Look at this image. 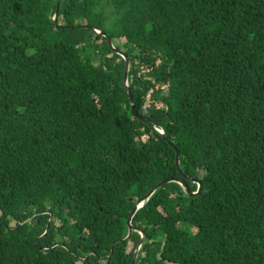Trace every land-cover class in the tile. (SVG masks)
Wrapping results in <instances>:
<instances>
[{"label": "trees", "instance_id": "1", "mask_svg": "<svg viewBox=\"0 0 264 264\" xmlns=\"http://www.w3.org/2000/svg\"><path fill=\"white\" fill-rule=\"evenodd\" d=\"M164 177L134 264H264V0H0V264H130Z\"/></svg>", "mask_w": 264, "mask_h": 264}, {"label": "water", "instance_id": "2", "mask_svg": "<svg viewBox=\"0 0 264 264\" xmlns=\"http://www.w3.org/2000/svg\"><path fill=\"white\" fill-rule=\"evenodd\" d=\"M56 13V12H55ZM93 29H94V31L95 32H99V33H102V34H104L105 32L104 31H102V30H100V29H97V28H95V27H93ZM107 40H108V43H109V45L111 46V48L112 49H114V50H117L118 52H120L121 54H123V56H124V60H125V62H124V67H123V77H122V82H123V85H124V87L126 88V90H127V93H128V96H129V99H130V101H131V111L133 112V114L136 116V117H138L139 119H141V120H143V121H148L141 113H139V112H137L135 109H134V104H133V99H132V94H131V92H130V88H129V86H128V84L126 83L127 81V72H128V66H129V57L126 55V54H124L120 49H118V48H116L113 44H112V42H111V39H110V36L109 35H107ZM150 123H152V122H150ZM163 136H164V138L166 139V140H169L168 138H167V136H165L164 134H163ZM170 142V141H169ZM172 144V143H171ZM173 149L175 150V155H174V161H175V165H176V167H177V169L179 170V172H181L183 175H186V173L181 169V167H180V165H179V157H180V151L177 149V147L176 146H174L173 145ZM191 180H193V181H196L197 182V188H196V190H191L188 186H187V184L185 183V181L184 180H182V179H180V178H176V177H165V178H162V179H160V180H158L155 184H153L136 202H135V204L132 206V208H131V210H130V213L128 214V218H127V220H126V222H127V224H128V232H127V234L126 235H128V233L132 230V229H136L137 227H135V226H133L132 224H131V217H132V214L136 211V209L138 208V206L142 203V200L144 199V198H146V197H148L151 193H152V191L156 188V187H158V186H160V185H162V184H164L165 182H167V181H169V180H177L184 188H185V190L187 191V193L188 194H195V193H197L200 189H201V183H200V181L198 180V179H194L193 177H189ZM139 231H140V233H141V236H140V238H139V240L137 241V243H136V245H135V247H134V250H133V254H132V258H131V261H130V264H134V262H135V257H136V254H137V251H138V248L140 247V245H141V243H142V241H143V238H144V232H143V230H141V229H139Z\"/></svg>", "mask_w": 264, "mask_h": 264}, {"label": "clouds", "instance_id": "3", "mask_svg": "<svg viewBox=\"0 0 264 264\" xmlns=\"http://www.w3.org/2000/svg\"><path fill=\"white\" fill-rule=\"evenodd\" d=\"M127 81V80H126ZM127 83V82H126ZM128 84V83H127ZM138 112V111H137ZM143 115V114H142ZM144 116V115H143ZM145 117V116H144ZM138 118V117H137ZM148 121H144V122H147L148 124H150L151 126H153V127H155L157 130H158V132L163 136V134L165 135V136H167V134H166V132H165V130H164V128L162 127V126H160V125H158V124H156L155 122H153L152 120H150V119H148L147 117H145ZM141 120V119H140ZM143 121V120H142ZM150 122H152V123H150ZM164 137V136H163ZM167 138H168V136H167ZM169 139V138H168ZM174 145V144H173ZM178 149V148H177ZM175 155V154H174ZM175 162V161H174ZM180 165V164H179ZM165 178V177H164ZM143 195V194H142ZM141 195V196H142ZM140 196V197H141ZM139 197V198H140ZM138 198V199H139ZM147 198V197H146ZM137 199V200H138ZM136 200V201H137ZM135 204V203H134ZM143 204V200H142V203L139 205V206H141ZM138 206V207H139ZM136 227V226H135ZM136 230H139L138 228H136ZM140 236H141V233H140Z\"/></svg>", "mask_w": 264, "mask_h": 264}, {"label": "rangeland", "instance_id": "4", "mask_svg": "<svg viewBox=\"0 0 264 264\" xmlns=\"http://www.w3.org/2000/svg\"><path fill=\"white\" fill-rule=\"evenodd\" d=\"M98 29V28H97ZM133 189H135V187H133ZM45 211H47V212H49L50 213V210L49 209H47V210H43V212H45ZM131 246V245H130ZM129 246V247H130Z\"/></svg>", "mask_w": 264, "mask_h": 264}]
</instances>
